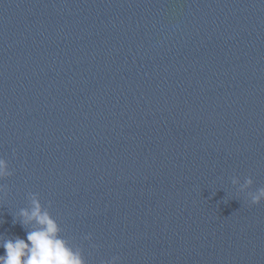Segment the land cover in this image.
<instances>
[{"label": "water", "instance_id": "water-1", "mask_svg": "<svg viewBox=\"0 0 264 264\" xmlns=\"http://www.w3.org/2000/svg\"><path fill=\"white\" fill-rule=\"evenodd\" d=\"M0 158L4 238L35 192L89 264H210L264 161V0H0Z\"/></svg>", "mask_w": 264, "mask_h": 264}, {"label": "clouds", "instance_id": "clouds-1", "mask_svg": "<svg viewBox=\"0 0 264 264\" xmlns=\"http://www.w3.org/2000/svg\"><path fill=\"white\" fill-rule=\"evenodd\" d=\"M12 175L14 170H10L8 161L0 158V179ZM231 182L239 186V192H246L249 204H259L264 200V186L249 190L254 184L251 176L245 177L243 183L238 176H233ZM8 192V185L0 184V193H3L0 199L7 197ZM28 198L29 206L21 208L13 220V223L19 221L28 230L27 240L19 236L4 238L0 235V246L5 249V254L0 256V264H89L84 247L73 244L71 238L62 235L65 229L50 211L52 202L49 201L46 207L40 194L35 192H29ZM84 239L91 240V234ZM119 259V256H113L111 260H102L101 264H116Z\"/></svg>", "mask_w": 264, "mask_h": 264}]
</instances>
